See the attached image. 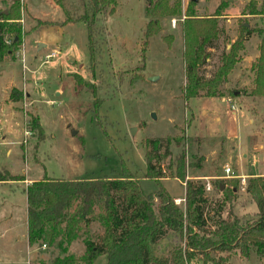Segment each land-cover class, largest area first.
<instances>
[{
  "label": "rangeland",
  "instance_id": "rangeland-1",
  "mask_svg": "<svg viewBox=\"0 0 264 264\" xmlns=\"http://www.w3.org/2000/svg\"><path fill=\"white\" fill-rule=\"evenodd\" d=\"M12 1L0 0V11H7ZM15 1L21 7L18 23L23 35L14 58L0 63V171L5 169L24 181L0 183V264L39 261L51 264L56 256L80 258L85 250L83 238L102 232L97 218L101 214L99 206H94L89 228L66 246L65 253L46 243L28 247L25 185L45 178L66 181L133 178L144 194H152L158 185L146 178L143 147L149 138H177L179 145L174 141L170 145L172 160L181 151L187 159L203 158L199 169L186 170L185 180L200 181L209 188L205 189L208 219L218 203H222V192L230 189L233 181L237 182L235 197H245L243 215L234 211L235 198L224 205L221 217L231 212L242 225L255 219L252 210L256 212V207L245 192L247 180L253 176L250 158L255 151L243 148L249 144L252 130L258 137L261 135L258 143L264 148V99L245 95L250 98L238 100L229 94L239 90L247 93L251 88V65L264 38V34L256 33L264 31V15L245 14L249 0L193 2V10L199 17L212 15L220 3L226 4L219 18L223 35L203 68L204 75L212 74L219 65L220 54L229 49L227 43L234 41L240 25L256 32L245 41L243 61L221 88L228 97L188 101L182 98L185 79L181 23L191 0H180V17L159 20L161 29L149 39L144 52L141 41L148 21L145 8L154 0H117L115 12L102 16L96 24L99 46L92 60L83 24L65 22L67 16L81 14L79 0ZM256 4L260 9L264 0H256ZM39 43L44 46L38 50ZM51 54L54 56L47 59ZM77 79L82 81L81 89L75 86ZM13 88L22 92L20 102L10 101ZM249 119L252 125L248 124ZM34 120L41 127V137L31 129ZM232 138L242 149L229 155V145L222 139ZM263 152L259 153L262 166L254 168L258 174L264 171ZM230 156L233 157L229 159ZM167 161L162 165L164 168ZM226 167L231 170L229 176L224 174ZM160 184L171 197H177L175 205L183 208L184 201L178 200L184 195V183L164 179ZM186 242L184 234L180 238L168 232L153 251L157 257H169L173 250L184 249ZM210 255L215 262L220 260V264H264V258L252 251L247 258L241 257L237 250ZM183 260L184 264H203L195 250H187ZM105 263V255H100L92 264Z\"/></svg>",
  "mask_w": 264,
  "mask_h": 264
},
{
  "label": "trees",
  "instance_id": "trees-1",
  "mask_svg": "<svg viewBox=\"0 0 264 264\" xmlns=\"http://www.w3.org/2000/svg\"><path fill=\"white\" fill-rule=\"evenodd\" d=\"M79 1L81 14L67 16L65 22L83 24L92 60L99 46L96 43V35H99L96 24L102 16H110L115 12L117 0ZM193 2L191 0L187 6L181 23L185 79L182 98L188 101L201 97H222L224 93L221 88L227 84L229 76L240 62L245 41L256 31L240 25L234 41L229 40L227 43L229 49L220 54L219 65L206 77L203 68L212 55L210 50L216 48L223 35L219 18L226 4L220 3L212 15L199 17L193 10ZM246 9V15H264V5L258 9L256 0H249ZM180 16V0L150 2L145 8L148 21L143 31L141 52L147 48L149 39L159 33L160 19ZM20 19L21 7L18 1L13 0L7 11H0V63L7 58L13 59L21 45L23 34L18 23ZM256 33L262 35L264 31L260 29ZM223 40L227 39L224 37ZM257 50L258 56L250 70L253 74L252 86L247 93L244 90L238 92L264 99V38L260 40ZM141 57L143 59L144 56ZM75 86L81 89L82 81L75 80ZM229 94L234 95L232 92ZM22 98L20 90L11 89V102H20ZM30 125L41 137L42 130L37 120ZM184 139L187 142L189 140L186 137ZM172 141L176 146L179 145L177 138H149L143 144L146 178L158 185L152 194H144L133 178L71 181L45 178L31 182L23 189L26 197L28 247L46 243L48 246L56 245L60 252L65 253L66 246L79 238L81 231L89 228L97 204L101 209L97 217L102 226L101 234L92 233L83 238L85 250L80 258L56 256L51 259V264H92L100 255H105V264H184L183 257L187 250L198 251L203 264H220V260L215 262L210 253L231 250H237L243 258H247L251 251L264 258V177H249L245 187L246 194L256 207L254 220L242 225L231 212L225 218L221 217L224 205L236 198V181L232 182L230 189L222 192V203H218L217 210L208 219L205 215L208 202L205 184L185 180L186 170L199 169L203 158L191 156V159H187L184 151H181L172 160ZM166 161L168 163L164 168L162 165ZM163 179H176L184 183L183 208L175 205L174 199L162 187L160 182ZM21 181L24 178L19 175H12L5 169L0 171V183ZM211 226L214 229L211 230ZM168 232L176 233L180 238L184 234L187 241L185 247L173 250L169 257H157L153 248ZM198 233L203 236L199 237ZM210 236L214 238L210 239ZM38 264L45 263L39 261Z\"/></svg>",
  "mask_w": 264,
  "mask_h": 264
},
{
  "label": "crops",
  "instance_id": "crops-1",
  "mask_svg": "<svg viewBox=\"0 0 264 264\" xmlns=\"http://www.w3.org/2000/svg\"><path fill=\"white\" fill-rule=\"evenodd\" d=\"M211 51V53L213 52V50L211 49L210 50ZM258 56V55H257ZM257 56H255L254 58L256 59L257 58ZM254 59V60H255ZM241 61H243V59L241 60ZM210 74H206L205 76L206 77H208ZM184 84H185V81H184ZM184 86V85H183ZM222 97H224V98H227L228 96L227 95H224V96H222ZM234 97L236 98V99H238V100H240V99H242V100H245L246 98H250V97H246L244 94H241L240 92H237V93H235L234 94ZM215 120L217 121V120H219V118L218 117H216L215 118ZM252 120H248V124L249 125H252ZM260 137H261V135H259V137H258V135H256L255 133H253V130H252V132H251V135H250V137H249V141H248V145H247V147H245V148H243L244 150H246V151H248V152H251V153H253V151H255V153L254 154H251V164H250V166H251V168H253V176L254 177H258V176H260V177H264V176H262V175H264V171L263 172H261L260 174H258V172H255L254 171V168H255V170H256V168H259L260 169V167L262 166L261 164H260V159H261V156H259V153H260V151H264V148H263V146L262 145H260L259 143H258V140H260ZM222 141H223V143H227L228 145H229V152H228V154L229 155H233L236 151H238V150H241L242 148H240L239 147V142H237L236 141V139L235 138H232L231 140L230 139H222ZM263 154H264V152H263ZM245 155V153H243V156ZM264 156V155H263ZM233 156H230L229 157V159L230 158H232ZM262 163V162H261ZM259 166V167H258ZM164 180V179H163ZM162 180V181H163ZM192 181V180H191ZM27 185H25V187H26ZM184 194H185V191H184ZM182 198H184V195L183 196H181ZM173 199H176L177 197H172ZM182 198L181 199H179V200H182ZM245 197L243 196V195H241V196H237V198H236V205H235V208H234V211L236 212V214H238V215H243V212H242V210L244 209V207H242V204H243V200H245L244 199ZM253 212H252V214H254V215H256V212L254 211V210H252ZM245 213V212H244Z\"/></svg>",
  "mask_w": 264,
  "mask_h": 264
},
{
  "label": "built area",
  "instance_id": "built-area-1",
  "mask_svg": "<svg viewBox=\"0 0 264 264\" xmlns=\"http://www.w3.org/2000/svg\"><path fill=\"white\" fill-rule=\"evenodd\" d=\"M53 56H54V54H51V55H48L46 58L49 59V58H52ZM230 173H231L230 168L226 167V168L224 169V174H225L226 176H229ZM205 189H206V190H209L208 187H206ZM178 201H184V199H183V200H178Z\"/></svg>",
  "mask_w": 264,
  "mask_h": 264
},
{
  "label": "water",
  "instance_id": "water-1",
  "mask_svg": "<svg viewBox=\"0 0 264 264\" xmlns=\"http://www.w3.org/2000/svg\"><path fill=\"white\" fill-rule=\"evenodd\" d=\"M192 1L195 2V0H192ZM245 26H246V25H245ZM43 46H44V45H42V44L39 43V44L37 45L38 50L41 49ZM130 133L133 134V133H134V129H132V130L130 131ZM72 135H75V133L73 132Z\"/></svg>",
  "mask_w": 264,
  "mask_h": 264
}]
</instances>
